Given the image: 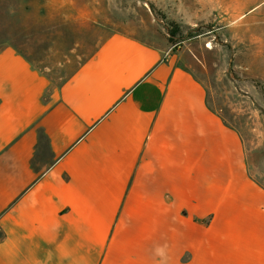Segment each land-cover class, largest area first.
<instances>
[{
  "label": "crops",
  "instance_id": "crops-1",
  "mask_svg": "<svg viewBox=\"0 0 264 264\" xmlns=\"http://www.w3.org/2000/svg\"><path fill=\"white\" fill-rule=\"evenodd\" d=\"M187 1L167 15L264 33V0ZM177 46L112 31L49 101L0 47V264H264V184Z\"/></svg>",
  "mask_w": 264,
  "mask_h": 264
},
{
  "label": "rangeland",
  "instance_id": "rangeland-1",
  "mask_svg": "<svg viewBox=\"0 0 264 264\" xmlns=\"http://www.w3.org/2000/svg\"><path fill=\"white\" fill-rule=\"evenodd\" d=\"M189 3L0 0V47L10 44L30 57L49 79V101L112 31L152 39L157 30L177 49L196 55L197 75L207 87L209 101L243 133L249 167L264 184V33L215 31L213 20L201 24L167 15L176 16Z\"/></svg>",
  "mask_w": 264,
  "mask_h": 264
},
{
  "label": "trees",
  "instance_id": "trees-1",
  "mask_svg": "<svg viewBox=\"0 0 264 264\" xmlns=\"http://www.w3.org/2000/svg\"><path fill=\"white\" fill-rule=\"evenodd\" d=\"M170 43H172V40L170 41ZM65 83H67V82H65ZM65 83H64V84H65ZM62 86H63V85H62ZM62 86H61V87H62Z\"/></svg>",
  "mask_w": 264,
  "mask_h": 264
}]
</instances>
